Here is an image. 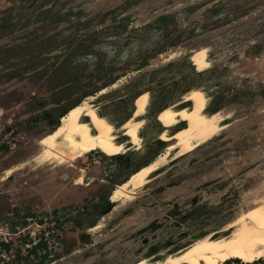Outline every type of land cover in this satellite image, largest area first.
<instances>
[{"label": "rangeland", "instance_id": "1", "mask_svg": "<svg viewBox=\"0 0 264 264\" xmlns=\"http://www.w3.org/2000/svg\"><path fill=\"white\" fill-rule=\"evenodd\" d=\"M204 47L209 69L198 74L203 62L190 56ZM102 88L92 104L114 126L147 93L141 150L115 160L90 153L77 169L30 163L62 111ZM191 88L207 97V114L228 113L226 128L132 202L105 204L124 167L165 146L149 139L155 112ZM262 201L264 0H0V264H132L217 232Z\"/></svg>", "mask_w": 264, "mask_h": 264}, {"label": "bare ground", "instance_id": "2", "mask_svg": "<svg viewBox=\"0 0 264 264\" xmlns=\"http://www.w3.org/2000/svg\"><path fill=\"white\" fill-rule=\"evenodd\" d=\"M190 58L203 62L199 68L200 73L209 69L205 47L192 51ZM114 86L115 84H112L111 88ZM105 91L106 89L100 90L96 96L85 98L69 110L61 118L59 126L40 141L41 150L29 162L44 163L54 168H70L92 151L119 155L125 154L130 148L139 152L145 141L139 134L146 125L144 117L148 106L147 93L142 92L138 97V103L142 106L135 115L121 125L115 124V127L100 115L92 104L96 97L103 95ZM207 106L208 99L201 89L191 88L176 104L166 106L157 113L154 119L160 123L158 135L175 141L168 143L153 161L132 173L126 181L115 185L109 196L114 210L132 202L134 196L158 179V174L171 163L211 141L226 128L228 113L223 114L218 110L207 114ZM87 117L90 118L89 121H85ZM129 135L132 139H125ZM29 162L23 161L13 165L8 174H16L28 166ZM80 173V179L83 180L85 172ZM103 221L104 218L91 226L88 232L95 234ZM222 233L225 236L219 238L210 233L190 244L191 246L181 253L166 254L167 256L160 260L141 259L135 264H225L229 260L254 264L264 259V201L256 203L228 223Z\"/></svg>", "mask_w": 264, "mask_h": 264}, {"label": "flooded vegetation", "instance_id": "3", "mask_svg": "<svg viewBox=\"0 0 264 264\" xmlns=\"http://www.w3.org/2000/svg\"><path fill=\"white\" fill-rule=\"evenodd\" d=\"M198 74H200V72H199V70H198ZM110 85H112V84H110ZM102 89H105V88H102ZM101 89V90H102ZM100 91V90H99ZM187 92V91H186ZM186 92H184V93H186ZM97 93V91L94 93V94H92L93 96L95 95ZM183 93V94H184ZM141 94V93H140ZM182 94V95H183ZM91 95V96H92ZM139 95V94H138ZM137 95V96H138ZM181 95V96H182ZM136 96V97H137ZM140 96V95H139ZM138 96V97H139ZM181 96H179L180 98H181ZM138 97H137V99H136V108L134 109V102H133V109H132V111H131V107H130V111H131V113L129 114V116L125 119V120H123L121 123H119V124H116V125H121V124H123L127 119H129L130 117H132L133 115H135V113L137 112V110H138V107H139V104H138ZM135 100V99H134ZM78 103H76L75 105H73L72 106V108H74L76 105H77ZM148 107V106H147ZM71 108V109H72ZM164 108V107H163ZM163 108H160L158 111H156L155 112V114H154V116H153V118L151 119V123L152 124H154L155 123V131H156V133L157 132H159V130H160V123H159V121H155V116L157 115V113L161 110V109H163ZM70 109V110H71ZM68 110V109H67ZM66 110V111H67ZM147 110V109H146ZM134 111V112H133ZM216 111H218V110H216ZM216 111H214V112H216ZM68 112H69V110H68ZM60 117H63V115L62 116H59V118ZM59 118H58V120H59ZM58 120L56 121V125H57V122H58ZM90 120V118L89 117H87L86 119H85V121H89ZM185 121V119L183 120V122ZM158 124V125H157ZM185 124H183V126H184ZM55 126V125H54ZM58 126H59V124H58ZM116 127V126H115ZM145 127V126H144ZM159 127V128H158ZM100 130V129H99ZM143 130V129H142ZM141 130V131H142ZM141 131H140V133H141ZM154 134L153 135V137H150L149 139L151 140V138H154V141H153V143H156V144H160V145H163V144H165V146L166 145H168V143H170V142H172V141H175V139H171L170 140V138H166V137H163V136H160V135H158V133L157 134ZM140 135V134H139ZM141 137V136H140ZM142 138V137H141ZM162 138H165V139H162ZM125 139H132V137L129 135V136H127ZM144 139V138H143ZM165 146H163V148L165 147ZM142 148V147H141ZM162 148V149H163ZM161 149V150H162ZM141 150V149H140ZM160 150V151H161ZM132 153V152H135L136 153V151H134V150H132V149H130V148H128L127 150H126V153L124 154V155H108V156H113V157H107V156H105V155H103L104 157H107V159H112V160H115L116 158H123L127 153ZM91 153H93V154H97V153H99L98 151H92ZM90 154V153H89ZM88 154V155H89ZM100 154V153H99ZM159 154V153H158ZM157 154V155H158ZM87 155V156H88ZM156 155V156H157ZM117 156H120V157H117ZM155 156V157H156ZM154 157V158H155ZM153 158V159H154ZM83 159V158H82ZM153 159L152 160H150V162L151 161H153ZM150 162H147L148 164L150 163ZM147 163H141V164H139L138 166H137V162H131V164L129 165L130 167H124L123 169H122V175L123 176H125L126 174L125 173H127L128 171H130L129 172V174H128V176H127V178L124 180V181H126L129 177H130V175L132 174V173H135L136 171H138L141 167H144V166H146V164ZM74 169H77V167L75 166V168ZM164 171V170H163ZM163 171L162 172H160V174H158L159 175V177L163 174ZM102 172H104V169L102 168ZM110 172H112L111 170H110ZM131 173V174H130ZM119 175V176H117V177H114L113 179L111 178V177H109V179H112V181L111 182H113V181H118V182H120L119 180H121L120 178H121V176L122 175ZM158 177V178H159ZM157 180V179H156ZM83 181V180H82ZM100 182H102V180L100 181ZM122 183V182H121ZM120 184V183H119ZM111 194V193H110ZM109 195V194H108ZM110 196V195H109ZM108 196H107V198H104V202H105V204H107V201H108ZM107 200V201H106ZM109 201H110V199H109ZM108 201V202H109ZM110 203H111V201H110ZM109 203V205H110V210L108 211V212H110L111 211V208H112V203L110 204ZM108 212H106V213H108ZM106 213L105 214H103V215H106ZM184 220V219H183ZM88 229V228H87ZM150 230V228L148 227L147 228V226H146V228L144 227V229H140L138 232H140V233H143L145 230ZM224 229V228H223ZM223 229H220L219 231H217V232H214V233H212V234H215L216 235V238H219V237H223V236H225V234L224 233H222V230ZM218 233V234H217ZM144 234V233H143ZM210 234V233H209ZM228 234H230V233H228ZM142 235V234H141ZM208 235V234H207ZM207 235H205V236H207ZM215 235H214V237H215ZM43 236H44V234H43ZM205 236H203V237H205ZM213 237V238H214ZM202 238V237H201ZM198 239H200V238H197V239H193V241L191 240L190 241V243L189 244H186V246H184V247H182V248H180V250L178 249V250H176V251H173V252H171V253H169V254H167V255H175V254H178V253H181V252H183V251H185L186 249H188L196 240H198ZM44 241V240H43ZM144 243V242H143ZM191 244V245H190ZM152 246H154V245H152ZM148 248H151L150 246L148 247ZM184 248V249H183ZM148 250V249H147ZM174 253V254H173ZM158 255H156V256H152V257H149L150 259H157V260H160L163 256H167L166 254H164V253H157ZM149 258H142V259H149ZM141 260V258L138 260V261H140ZM137 261V260H136ZM134 262V263H132V264H135V263H137V262Z\"/></svg>", "mask_w": 264, "mask_h": 264}, {"label": "trees", "instance_id": "4", "mask_svg": "<svg viewBox=\"0 0 264 264\" xmlns=\"http://www.w3.org/2000/svg\"><path fill=\"white\" fill-rule=\"evenodd\" d=\"M96 91H92V92H90V96L92 95V94H94ZM88 95V96H89ZM66 113H68V110L66 111V110H64V111H62V113H61V115L60 116H64ZM56 123V122H55ZM56 125V124H55ZM3 246V248H4V251H7V246L6 245H2ZM44 247V245H43V243H41L40 241L36 244V245H34L31 249H30V251H29V253L30 254H34V252L37 250V249H40V248H43ZM225 264H228V263H225Z\"/></svg>", "mask_w": 264, "mask_h": 264}, {"label": "built area", "instance_id": "5", "mask_svg": "<svg viewBox=\"0 0 264 264\" xmlns=\"http://www.w3.org/2000/svg\"><path fill=\"white\" fill-rule=\"evenodd\" d=\"M44 241H45V237H44V239H43ZM3 242H5L4 240H3ZM34 245V244H33ZM256 263V262H255Z\"/></svg>", "mask_w": 264, "mask_h": 264}, {"label": "water", "instance_id": "6", "mask_svg": "<svg viewBox=\"0 0 264 264\" xmlns=\"http://www.w3.org/2000/svg\"><path fill=\"white\" fill-rule=\"evenodd\" d=\"M147 164H148V163H147ZM147 164H146V165H147Z\"/></svg>", "mask_w": 264, "mask_h": 264}]
</instances>
